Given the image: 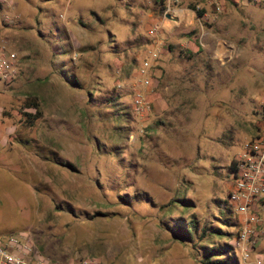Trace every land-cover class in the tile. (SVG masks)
<instances>
[{
    "label": "rangeland",
    "instance_id": "rangeland-1",
    "mask_svg": "<svg viewBox=\"0 0 264 264\" xmlns=\"http://www.w3.org/2000/svg\"><path fill=\"white\" fill-rule=\"evenodd\" d=\"M222 2L215 20L198 21L189 5L211 8L183 0L176 24L153 0L0 3V39L17 56L14 78L0 82V239L21 234L58 264H200L167 228L196 217L224 232L202 245L264 264V212L244 258L238 227L223 225L238 217L222 203L230 160L261 127L264 7ZM147 59L153 107L138 117L132 89ZM164 71L168 94H183L166 116L154 112Z\"/></svg>",
    "mask_w": 264,
    "mask_h": 264
},
{
    "label": "built area",
    "instance_id": "built-area-1",
    "mask_svg": "<svg viewBox=\"0 0 264 264\" xmlns=\"http://www.w3.org/2000/svg\"><path fill=\"white\" fill-rule=\"evenodd\" d=\"M10 0H0L8 3ZM183 0H163V15L177 23ZM240 4L243 0H232ZM257 7H264V0H245ZM203 6L211 8V14H202L198 21L215 20L222 12V0H202ZM202 10L203 8H199ZM177 16V17H176ZM159 32L158 25H153L147 34L154 37ZM16 54L7 50V43L0 39V82L12 81L16 73ZM150 59L142 62L137 70L139 85L132 89V110L138 117L148 115L152 111L150 94L152 92V69ZM264 106V105H262ZM234 167L230 172L231 186L227 194V203L238 217L236 245L243 247V257L248 258L257 243V229L261 219L259 209L264 206V111L261 115V127L254 137L246 141L239 153L233 158ZM0 264H58L44 258L33 249L23 235L11 234L0 239ZM74 264H103L98 259L85 258ZM257 264H261L257 261Z\"/></svg>",
    "mask_w": 264,
    "mask_h": 264
},
{
    "label": "trees",
    "instance_id": "trees-1",
    "mask_svg": "<svg viewBox=\"0 0 264 264\" xmlns=\"http://www.w3.org/2000/svg\"><path fill=\"white\" fill-rule=\"evenodd\" d=\"M153 2L161 11L163 10V0H153ZM189 8L195 11L197 17L202 16L203 14L202 10H198V9L196 10L192 5H189ZM72 84L75 86L78 85L76 79L72 80ZM112 101L114 100L112 99ZM28 105L35 109L37 106V104L34 101ZM23 114L28 120L30 118L31 119L36 118L28 113H23ZM64 166L71 168L70 165H64ZM233 167H234V160L231 159L228 165L229 173L233 170ZM178 202L181 203L179 204V206L183 210L189 209L190 206L187 204L188 201H186V199L179 200ZM222 203L225 205L224 207L225 210L232 211L231 207H229L227 203V196L224 199V201H222ZM223 222H224L223 225L227 228L235 229L238 227L237 218L234 219L226 218L225 221ZM167 228L175 240L185 245H190L192 248L196 249V254H198L199 256L198 262L200 264H236L237 263L236 257L234 255V248L230 244L226 243L223 245H211V246L202 245V243L204 244L203 239L205 237L222 236L224 232L222 233L220 229H213L212 226L210 225L208 226L205 222L202 223L201 226L199 220H197L196 217H191L189 219H184L182 217L175 218L170 221V225H167ZM225 236L227 239H232L233 234L226 233Z\"/></svg>",
    "mask_w": 264,
    "mask_h": 264
},
{
    "label": "crops",
    "instance_id": "crops-1",
    "mask_svg": "<svg viewBox=\"0 0 264 264\" xmlns=\"http://www.w3.org/2000/svg\"><path fill=\"white\" fill-rule=\"evenodd\" d=\"M164 73V77L163 79L165 80L166 84L164 85V95L163 97H159V100L158 102L155 100L154 101V110L156 108V110L154 111L157 115H160V114H164L165 116L168 115L170 112H172V110L176 109V107H172L170 104H168V101L170 99V97H174L175 100H178V99H181L182 98V92H181V89H178L177 90V93H174V90L172 92L171 95L168 94L167 92V89L168 87H171V86H168V80H167V75H166V71L163 72ZM181 78V77H180ZM184 93H185V90H184ZM176 94V95H174ZM154 98H156L157 96L154 94L153 96ZM153 101V100H152ZM152 107H153V104H152ZM1 132V131H0ZM5 134V133H4ZM2 136H0V145H3L4 142L2 143ZM231 186V185H230ZM230 189V187H229ZM259 215H260V218H261V213L264 212V206H262L260 209H259Z\"/></svg>",
    "mask_w": 264,
    "mask_h": 264
}]
</instances>
